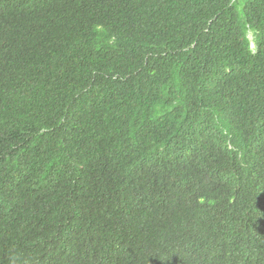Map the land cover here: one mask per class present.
<instances>
[{
	"label": "trees",
	"instance_id": "obj_1",
	"mask_svg": "<svg viewBox=\"0 0 264 264\" xmlns=\"http://www.w3.org/2000/svg\"><path fill=\"white\" fill-rule=\"evenodd\" d=\"M0 264H264V0H0Z\"/></svg>",
	"mask_w": 264,
	"mask_h": 264
},
{
	"label": "clouds",
	"instance_id": "obj_2",
	"mask_svg": "<svg viewBox=\"0 0 264 264\" xmlns=\"http://www.w3.org/2000/svg\"><path fill=\"white\" fill-rule=\"evenodd\" d=\"M139 136H143V133H139ZM153 145H156L152 143ZM163 149L168 151V147L162 146ZM161 148L160 144L155 147H150L142 150L140 153L139 161L137 162L135 168L127 173H124L121 177L122 180L130 182L134 187L140 189L135 193V203L134 213H136L137 218L133 220L134 226L141 227L146 231H154L160 226L164 210L163 203L166 199V190L165 187L160 185L154 186L149 183L151 180V174L154 172V169L163 161L167 162L170 160L169 152H165ZM114 177H110L109 181V191H112L114 186L113 182ZM122 182H120V187H122ZM145 188H151L145 190ZM19 223L16 228H14L16 233L15 237L18 239L21 247H18L20 250L24 243L26 236L24 235V230L28 229V223H24L25 217L22 218L21 214L19 215ZM27 232V230H26ZM22 234L18 236V234ZM25 251L24 248H22ZM22 251V252H23Z\"/></svg>",
	"mask_w": 264,
	"mask_h": 264
}]
</instances>
